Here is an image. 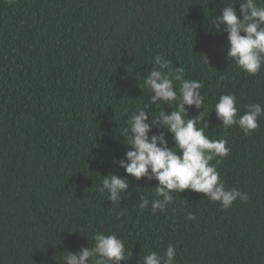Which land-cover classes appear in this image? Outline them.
<instances>
[{
    "label": "trees",
    "instance_id": "obj_1",
    "mask_svg": "<svg viewBox=\"0 0 264 264\" xmlns=\"http://www.w3.org/2000/svg\"><path fill=\"white\" fill-rule=\"evenodd\" d=\"M227 3L239 12V0H0V264H63L99 232L124 241L128 264L169 244L174 264H264V116L245 135L214 111L227 94L238 116L264 106V66L242 71L227 58V34L211 25ZM157 55L202 83L209 126H197L230 149L211 163L247 201L224 209L186 189L163 211L139 208L140 196L156 198L158 181L119 167L130 150L121 133L150 104L144 80ZM175 109L159 101L148 111ZM204 109L188 108L189 118ZM110 173L129 181L121 203L98 191Z\"/></svg>",
    "mask_w": 264,
    "mask_h": 264
},
{
    "label": "clouds",
    "instance_id": "obj_2",
    "mask_svg": "<svg viewBox=\"0 0 264 264\" xmlns=\"http://www.w3.org/2000/svg\"><path fill=\"white\" fill-rule=\"evenodd\" d=\"M211 25L217 33L227 34V58L245 73L257 74L264 66V7L258 6L257 0H239L238 12L235 5L224 4L221 14L211 19ZM201 58L209 64L206 54ZM154 64L158 67H153L144 80L151 93L150 104L155 105L159 101L175 103L176 109L160 111L158 116L153 117L148 111L150 104H146L130 114L129 127L121 133L130 150L118 161L119 167L136 180L146 178L158 181L154 187L156 198L150 201L140 196L139 208L145 209L151 204L154 214L157 210L163 211L173 202L172 193L186 189L202 193L211 201L219 202L224 209L231 207L237 198L247 201L246 193L225 188L216 165L211 163L216 157H226L230 149L227 140L210 139L205 134V128L197 126L201 122L205 127L209 126L205 121L208 115L204 109L205 97L200 92L202 83L183 79L170 67V61L161 55L155 57ZM174 81L180 82L178 91ZM236 105L234 95H221L214 105L217 119L224 128L238 126L245 135H249L259 127L258 120L264 116V106L249 104L244 114L238 116ZM191 107L204 110L189 118L188 108ZM168 134L174 142L172 147L169 146ZM128 188L129 181L125 177L110 173L104 176L98 191L107 193L109 201L121 203V193H126ZM187 219L195 220L196 217L188 212ZM93 240L92 247H82L75 254L65 252L63 264H120L121 261L128 264L125 243L115 233H95ZM175 255V246L169 244L163 255L155 251L147 253L143 264H174Z\"/></svg>",
    "mask_w": 264,
    "mask_h": 264
}]
</instances>
